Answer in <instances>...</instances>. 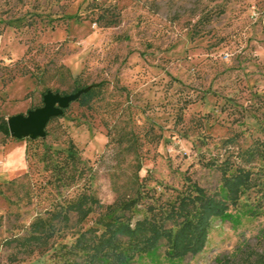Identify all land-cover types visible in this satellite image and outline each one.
I'll return each instance as SVG.
<instances>
[{
  "label": "rangeland",
  "instance_id": "obj_1",
  "mask_svg": "<svg viewBox=\"0 0 264 264\" xmlns=\"http://www.w3.org/2000/svg\"><path fill=\"white\" fill-rule=\"evenodd\" d=\"M93 85L45 138L0 131V264H56L100 208L55 222L48 250L20 241L83 193L104 207L144 194L123 212L136 220L190 182L217 191L206 162L264 139V0H0V121ZM177 264H264V210L216 220L205 251Z\"/></svg>",
  "mask_w": 264,
  "mask_h": 264
},
{
  "label": "trees",
  "instance_id": "obj_2",
  "mask_svg": "<svg viewBox=\"0 0 264 264\" xmlns=\"http://www.w3.org/2000/svg\"><path fill=\"white\" fill-rule=\"evenodd\" d=\"M98 87L91 86L79 100L92 101ZM0 131L10 137L7 121H0ZM235 141L231 138L227 143ZM206 166L221 174V184L214 193L190 182L174 199L158 198L149 204L146 216L136 220L123 212L133 213L143 203L144 194L122 201L119 206L104 207L92 195L83 193L54 210L49 218L33 222L31 235L20 241V247L35 244L48 250L50 240L61 230H55V222L66 226L73 213L77 214L78 222H85L100 208L102 218L95 226L78 231L71 246L55 251L56 264H136L146 258L159 264H177L188 256L196 257L207 248L216 220L230 221L233 227H238L245 220L262 215L264 139L240 147L238 152L226 150L223 157L210 159Z\"/></svg>",
  "mask_w": 264,
  "mask_h": 264
},
{
  "label": "water",
  "instance_id": "obj_3",
  "mask_svg": "<svg viewBox=\"0 0 264 264\" xmlns=\"http://www.w3.org/2000/svg\"><path fill=\"white\" fill-rule=\"evenodd\" d=\"M91 87L79 90L71 95H61L52 91L44 95L43 107L30 110L27 115H16L8 118L10 136L16 140H37L45 138L46 128L53 118L64 115L70 105L78 101L82 95L88 93Z\"/></svg>",
  "mask_w": 264,
  "mask_h": 264
}]
</instances>
